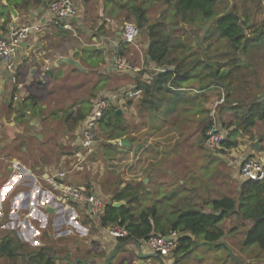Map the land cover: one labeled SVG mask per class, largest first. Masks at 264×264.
Segmentation results:
<instances>
[{
    "label": "crops",
    "instance_id": "0c3cea01",
    "mask_svg": "<svg viewBox=\"0 0 264 264\" xmlns=\"http://www.w3.org/2000/svg\"><path fill=\"white\" fill-rule=\"evenodd\" d=\"M249 1L244 0L246 4L241 14L248 25L247 33L264 32V2L256 13L247 4ZM73 2L77 7L72 19L74 33L47 26L20 45L15 61V78L20 89L14 86L11 74L0 64V251H4L0 255V264H264V250L255 244L244 243L251 221H243L234 214L220 223L223 236L215 244L206 243L201 237L186 232L182 235L192 242L188 250L155 255L142 241L123 243L120 239L109 238L100 221L89 219L82 207L72 202L64 207L54 199L46 179L71 169L80 156L84 157L85 169L67 175L66 182L71 185L97 187L107 173L106 169L110 168L114 174L124 178L119 181L117 192L131 188L133 182L141 183L145 176L158 171L163 174H156L157 182L177 179L181 188L191 190L186 185V167L182 169L184 176L179 178V171L166 165L174 155L172 146L167 145L161 151L162 143L167 141L166 135L170 137L169 133H165L170 129L175 131L173 146L179 148L180 142L186 140L182 134L184 130L175 129L174 124L168 121L173 118L178 120L176 123H181L188 118L198 119L196 123L202 124L206 120L199 121L201 108L211 110L215 101L224 95L221 92L223 89L213 85L212 74L209 75L202 64L191 68L192 61H209L210 67H215L219 61L217 48L223 41L213 37L205 39L206 26L198 37L188 39L180 35L179 44L182 46L177 51L171 50V56L177 52L178 55L169 59L178 57L180 62L184 61L181 72L189 71V80L177 88L168 86V89H163V93L155 95L146 106L141 103L143 93L137 103L127 99L126 92L136 90L138 82L149 83L162 70L146 54L148 41L142 29L135 43L125 44L123 50L122 59L128 60L134 71H118L113 67L115 55L122 47L123 27H119L120 23L124 26L126 22H137L126 9L134 0ZM142 2L148 22H160V15L155 17L153 13L156 5L161 4L162 10L165 7L161 1ZM48 4V0H0V36H6L11 27L47 23L50 19ZM227 4L230 10L235 6L234 0H227ZM6 5L12 7L16 17ZM167 12L168 22L171 14L169 10ZM262 46L264 40L238 56L237 60L243 68L247 64L253 67L252 62L255 63L261 55ZM129 51L133 58H126ZM226 52L229 53V49ZM61 58L78 62L81 70L67 63L57 65L56 61ZM172 67H168V71H173ZM147 70L153 72L148 73ZM111 82L118 87L121 96L110 93L107 85ZM254 87L258 89L251 90L246 100L252 101L251 97L255 94L257 99L264 101L260 92L263 88ZM102 95H108L113 104L104 122L98 123L100 129L97 133L104 145L100 148L94 145L92 152L86 155L81 146L83 127L93 102ZM29 97L36 98L35 105L25 102ZM232 101L231 105L235 106L242 99L233 96ZM19 102L23 113L18 109ZM140 110H148L145 118L141 117ZM112 112L119 120L116 121ZM244 112H233L227 105L221 107L220 121L228 118L231 124L228 123V127L217 125L218 129L225 134V139L235 141L236 146L230 149L220 146L218 152H228L232 156L238 152L243 159L251 157L264 163V131L255 127L248 133L238 131L230 137L235 128V118ZM138 117L144 120L140 121ZM138 120L140 123H137ZM153 121L159 124L155 125ZM117 124L119 126L116 127ZM138 125L141 129L135 131ZM102 127L104 130H101ZM123 139H128L130 145L121 146ZM239 142L246 143L240 145ZM249 143L253 147L248 148ZM158 160L161 166L155 163ZM12 163L18 164L19 169L13 170ZM152 168H155L153 172ZM74 175H80L83 184L77 183ZM190 180L193 186L195 180ZM238 180L240 185L243 181L240 177ZM154 182L148 181V184L153 186ZM239 185L236 187L237 194ZM115 193L110 201L112 204L117 202L113 200ZM220 198L214 196L211 201ZM207 200L194 198L190 204L185 203L182 208L180 205L174 210L175 215H169L172 219H167L166 213L163 219L158 216L162 228L168 230L169 224L185 211L212 214V202ZM214 215L218 216L219 212H214ZM6 240L11 241L9 249L2 246ZM9 250L10 256L7 255Z\"/></svg>",
    "mask_w": 264,
    "mask_h": 264
},
{
    "label": "trees",
    "instance_id": "16d2710c",
    "mask_svg": "<svg viewBox=\"0 0 264 264\" xmlns=\"http://www.w3.org/2000/svg\"><path fill=\"white\" fill-rule=\"evenodd\" d=\"M48 1L50 3L52 0ZM160 1L166 8H171L172 10V15L169 17L170 21H175L172 23L173 27L171 26V30H173L172 34H177V30L179 29L180 33L189 39L200 36L199 32L208 26L204 38L213 37L219 41H223L217 48V59L228 62L230 66L228 70H225L219 61L215 67H210L209 61L204 63L203 61L196 60L192 61L191 68H196L199 64H202L208 70L209 75L210 73L212 74L213 85L226 91V98L224 95L226 102L224 101L222 105H227L231 99L230 91L238 83L236 75L239 74L242 68V63L237 60L238 56L244 55L251 46L262 42L264 40V32L254 31L248 34L247 22L239 14L237 6L235 5L233 9L226 11L228 9L227 0ZM221 5L224 6L219 9ZM126 9L135 20L142 24L141 31L145 34L148 41L146 54L149 60L156 67L164 70L157 72L149 83H137L136 90H140L141 94H144L141 103L143 106H146L148 101L155 95L158 96L159 93H163V89H168V86L177 88L181 83L189 80L190 73L189 71L187 73L181 72V70H184L182 63L184 61L180 62L178 57L169 59L171 50H175L171 49L170 33H165V26H162L161 22L152 24L148 22L143 2L134 0V2L126 6ZM125 46V44H122L121 50L115 55L116 59H122ZM212 49L213 52L216 51L213 46ZM226 49H229V53L226 52ZM170 66H173V71H168L167 68ZM36 101L35 97H29L25 100L31 106L35 105ZM228 106V109L231 111H238L240 109V105L238 104L232 106L228 103ZM112 114L116 118V121L119 120L115 112H112ZM104 120L105 117L101 122H104ZM257 121L264 122V101L256 98L246 106L245 112L237 117L234 123L235 128L231 131L230 137L238 131L244 134L248 133L256 125ZM234 146H236V142L229 138L221 143V147L224 149H230ZM131 190L133 188L116 192L113 200L117 202L125 200L126 204L116 208L113 207L112 202L108 203L104 209L103 216L99 220L102 228L112 225L125 228L128 232V237L121 239L123 243H138L147 240L151 235L155 234L165 236L171 232L181 235L189 232L196 237H201L206 243L215 244L223 236V231L219 226L220 223L227 216L234 214L239 216L241 220L251 221L252 223L246 232L244 243L248 245L255 244L260 250H264V181H243L239 185L236 200L231 197H222L211 201L212 214H204L200 211H185L180 213L178 219L169 224L168 230L162 228L158 211L154 206L142 210L138 215L133 212L134 205L139 202V197L135 190ZM216 211L219 212L218 216L214 215ZM10 244L11 241H7L4 244L2 243V246L4 245L3 248L9 249ZM191 246L192 242L190 239L182 235L178 240L175 253H182ZM10 252L11 250L7 252L8 256H10ZM2 254H4V251H0V255Z\"/></svg>",
    "mask_w": 264,
    "mask_h": 264
},
{
    "label": "rangeland",
    "instance_id": "374dc122",
    "mask_svg": "<svg viewBox=\"0 0 264 264\" xmlns=\"http://www.w3.org/2000/svg\"><path fill=\"white\" fill-rule=\"evenodd\" d=\"M142 2V0H140ZM249 1V0H247ZM262 0H250L247 4L252 7V10H255L256 13H259L258 10L259 8H262L260 6H263ZM125 4V3H124ZM234 4L237 6V10L239 11V14H242L243 7L245 6L246 3H244V0H234ZM140 5V4H138ZM226 5V4H225ZM162 5H156L155 6V13L153 15L156 17V15H160L159 21L165 26L164 31L165 33H170L171 37V49H175L177 51L182 44H179V39L180 35L183 36L182 33H180L179 29L177 30V34L174 33L172 34L173 30H171V26L173 27L172 23L175 21H168L167 18L169 15L167 14L168 10L170 14L172 15V10L171 8H166L163 7L160 8ZM224 5L219 6V9ZM247 6V5H246ZM258 7V8H257ZM160 8V10H157ZM258 9V10H257ZM153 10V9H152ZM230 9H226V11H229ZM157 19V20H158ZM155 21V20H154ZM124 22V21H122ZM126 23H131V22H126ZM157 23V21H155ZM120 28L123 27V24L120 23L119 25ZM179 35V36H178ZM185 37V36H184ZM219 43V45H221ZM218 45V46H219ZM261 55L258 56L256 62H252L253 67L247 64V66L242 67L239 74L236 75L238 77V83L233 87L231 92V99L229 100V105L233 103L232 98L235 96V98L242 99L240 103H237L240 105V111H245V106H247L251 101L246 100V95L252 90H257L258 88H255L254 86H259L263 88V91L261 89L260 92L263 93L264 95V46L261 47ZM175 55H178V52L175 54H172L170 58H173ZM126 58H133L131 57V52L126 53ZM126 60V59H125ZM131 66L132 64L126 60ZM220 64H222V67H224L225 70H228L230 66H228L225 62V60L220 61ZM227 65V67H226ZM228 68V69H227ZM252 68V69H250ZM251 71L253 73H251ZM148 73H152L153 71L147 70ZM255 75L254 77H252ZM108 89L110 90L111 94H117L121 96V93L118 90V87H115V85L111 82L107 85ZM223 89V88H221ZM221 92L224 93L225 98H226V91L223 89ZM142 95H140L137 98H133L132 100H137L141 98ZM257 95H253L251 98L252 100L256 99ZM154 99V98H153ZM225 101V100H224ZM226 102V101H225ZM137 103V101L135 102ZM227 103V107L228 106ZM222 105V104H221ZM220 106V105H219ZM216 108H211L210 113L208 110L202 109L200 110V114H202L201 119L199 121H205L202 124L201 123H196V120L198 119H188L182 120L181 123H176L178 120H174L173 118L170 119L171 124H174L175 129L179 130H184L183 135L186 137V140L180 142V146H173L172 139L175 135V131L170 129L165 134L167 137V141L163 142L161 145V151L168 147L172 146V150L174 155L172 154L171 156V161L167 162L166 165L169 168H173L176 171H179V178H182L184 176V172L182 171L183 166L186 167V174L185 176L187 177L186 179V185H188L191 190H187L184 187H180L178 185L177 179L175 180H166V181H161L157 182V175L163 174L162 172L159 173L156 172L155 174H150L145 176V178L142 180L141 183L139 182H133L132 187L133 190H135L138 193L139 197V202L134 205L133 212L138 215L142 210L147 209L148 207L154 206L156 207L158 211V216L163 219L164 213L167 214L166 218L167 219H172L169 215H175L173 212L176 208H178L181 205H184L186 203L190 204L191 201L194 198H201V199H208L207 201L213 200L214 196L218 197H231V198H236L237 193H236V187L239 185V166L242 161V154L238 155L235 152V156H232L231 153H220L218 152V149L221 145L216 147L213 151L210 150L206 144L204 146V143L206 141V133L212 128L213 124L216 123V125H225L228 127L229 124H231L228 120V118L225 119H219V111L222 106ZM142 113V118H145L148 114V110H140ZM191 110L188 111L190 113ZM236 112V111H233ZM146 114V115H145ZM137 116H139L137 114ZM139 118L140 121L144 120L142 118ZM149 117V116H148ZM225 117V116H224ZM230 117V116H229ZM168 119V118H167ZM231 119V118H229ZM237 120V118H235ZM138 120L137 123H140ZM144 123V122H142ZM229 123V124H228ZM153 124L157 125L159 122L153 121ZM171 127V126H170ZM257 127V128H255ZM104 130V127H102ZM172 128V127H171ZM256 130H262L264 131V122L262 123L261 121H257L256 125L253 127V129ZM262 128V129H261ZM100 129V126H97L98 130ZM141 127L136 126L135 131L140 130ZM162 129V128H161ZM252 129V128H251ZM250 129V130H251ZM205 130V132H204ZM201 136L203 138V142H201ZM246 142H239L240 145L245 144ZM97 147L100 148L102 145H104V142L100 138V134L97 133ZM248 148L253 147L252 143H249ZM176 155V156H175ZM157 165L159 166L162 165L160 164V161L158 160ZM148 164V163H147ZM156 166V165H155ZM110 167V166H108ZM154 167V166H152ZM153 169H151V172H153ZM107 173L103 176V180L100 182L99 185H96L95 187L97 191L101 194V196L104 198V201L106 203H110L111 198L114 194V192H117V186L120 180L124 179L122 175L120 174H114L112 169H106ZM159 173V174H158ZM154 176H156L154 178ZM233 177V178H232ZM74 178H76V182L79 184H83V182L80 179V175H74ZM191 178L195 180V183L191 184ZM154 179V181H153ZM128 181V180H126ZM153 183L152 184H148ZM131 182V180L129 181ZM152 186V187H151ZM217 189V191H215ZM131 190V191H133ZM174 195V196H173ZM123 205L126 203L125 201H122ZM121 202V203H122ZM170 209V212H168Z\"/></svg>",
    "mask_w": 264,
    "mask_h": 264
},
{
    "label": "built area",
    "instance_id": "2783aa9c",
    "mask_svg": "<svg viewBox=\"0 0 264 264\" xmlns=\"http://www.w3.org/2000/svg\"><path fill=\"white\" fill-rule=\"evenodd\" d=\"M77 12L76 4L73 0H52L48 4V13L50 19L43 24H28L17 27H11L6 36H0V64L3 65L11 74V81L17 85L15 78L16 71V55L20 45L26 42L33 33H40L45 27L52 26L60 30L73 32L72 19ZM140 30L134 23H125L121 32L122 44H134L139 36ZM114 69L118 71L128 70L133 72L134 68L125 59H114ZM164 71V70H161ZM141 95L140 90L126 92L127 99L132 100ZM224 95L215 101L213 108L224 103ZM112 100L108 95L99 96L92 104L91 113L86 118L83 127L81 146L85 150L86 155L92 152V148L97 144V126L98 123L112 109ZM225 140V134L213 124L212 128L206 133L205 144L210 150H214ZM13 170H18V164H11ZM85 169L84 157L77 158L76 163L71 169L53 174L46 179L54 199L67 207L69 202L75 203L85 210L87 217L93 221H99L103 216L104 209L108 205L104 198L92 186H77L66 182L68 174L76 171L81 172ZM239 177L242 181H264V163L258 159L251 157L244 158L239 166ZM106 235L113 240H121L128 237L125 228L112 225L104 228ZM180 234L171 232L168 235H151L144 242L149 252L155 255H167L173 252L177 246Z\"/></svg>",
    "mask_w": 264,
    "mask_h": 264
},
{
    "label": "water",
    "instance_id": "95a60500",
    "mask_svg": "<svg viewBox=\"0 0 264 264\" xmlns=\"http://www.w3.org/2000/svg\"><path fill=\"white\" fill-rule=\"evenodd\" d=\"M43 4H44V3H43ZM44 5H46V4H44ZM6 7H7L8 10L11 12V14H12L14 17H16V14H14V10L12 9V7H10V6H8V5H6ZM136 26H137V28H138L139 30L142 29V24H141L139 21L136 22ZM89 50H91V49H89ZM59 63H67V64H69V65H73V66H75L77 69L81 70V67H80L79 63L76 62V61H74V60H72V59L61 58L59 61H56V64H57V65H58ZM18 109L21 111V113H23V111H22V105H21L20 102L18 103ZM116 113H117V114H120V111H117ZM114 144H116V143H114ZM120 145H121V146H129V145H130V142H129L128 139H123V140L120 141ZM121 202H122V201H120V202H116V203H113V207H116V208H117V207L122 206V205H123V202H122V203H121Z\"/></svg>",
    "mask_w": 264,
    "mask_h": 264
}]
</instances>
